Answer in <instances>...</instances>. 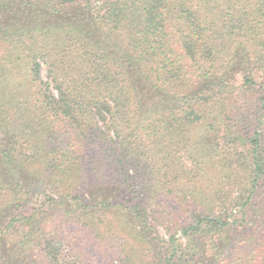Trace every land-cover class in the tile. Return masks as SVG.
I'll use <instances>...</instances> for the list:
<instances>
[{
  "label": "trees",
  "instance_id": "trees-1",
  "mask_svg": "<svg viewBox=\"0 0 264 264\" xmlns=\"http://www.w3.org/2000/svg\"><path fill=\"white\" fill-rule=\"evenodd\" d=\"M0 264H264V0H0Z\"/></svg>",
  "mask_w": 264,
  "mask_h": 264
},
{
  "label": "rangeland",
  "instance_id": "rangeland-1",
  "mask_svg": "<svg viewBox=\"0 0 264 264\" xmlns=\"http://www.w3.org/2000/svg\"><path fill=\"white\" fill-rule=\"evenodd\" d=\"M160 235H161V238L165 239L166 241L169 240L168 238V235L166 233V231L161 227L160 228ZM176 237L177 238H180L181 239V243L183 244V246H185L186 244V239L182 236V233L179 232L178 234H176ZM206 243H208V246H206V250L209 252L213 249V244L208 242L207 240H205Z\"/></svg>",
  "mask_w": 264,
  "mask_h": 264
}]
</instances>
